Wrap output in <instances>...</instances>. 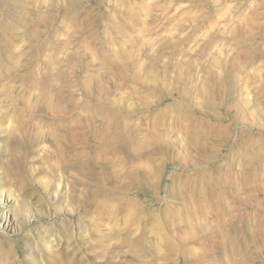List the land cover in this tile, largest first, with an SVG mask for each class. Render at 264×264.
<instances>
[{
    "label": "rangeland",
    "instance_id": "rangeland-1",
    "mask_svg": "<svg viewBox=\"0 0 264 264\" xmlns=\"http://www.w3.org/2000/svg\"><path fill=\"white\" fill-rule=\"evenodd\" d=\"M0 185V264H264V0H0Z\"/></svg>",
    "mask_w": 264,
    "mask_h": 264
},
{
    "label": "bare ground",
    "instance_id": "bare-ground-1",
    "mask_svg": "<svg viewBox=\"0 0 264 264\" xmlns=\"http://www.w3.org/2000/svg\"><path fill=\"white\" fill-rule=\"evenodd\" d=\"M77 116L79 118V115L78 114H77ZM54 137L47 135L45 137V140L50 143V153H51L52 156H54L57 159L58 166L63 171H64V166L67 169H70L71 167H73L74 169L79 170L81 168L80 162H78V163H71L68 160V158H66L65 156H60L58 154V151H64V150H62V149L59 148L60 147L59 145H61V144H57V142L54 140ZM39 141H40V139L39 140H36V141L31 140V141H29L27 143L30 144V145H33V144H36ZM30 145H28V146H30ZM19 170H20V168H19V166L17 164H9V165H7L5 167V173L4 174H5V176H11L13 173L14 174H16V173L18 174V171ZM1 186L2 185H0V198H3L4 197V192H7V191H5L4 189H2Z\"/></svg>",
    "mask_w": 264,
    "mask_h": 264
}]
</instances>
